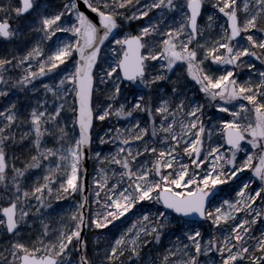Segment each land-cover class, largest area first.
<instances>
[{"label": "snow or ice", "instance_id": "obj_1", "mask_svg": "<svg viewBox=\"0 0 264 264\" xmlns=\"http://www.w3.org/2000/svg\"><path fill=\"white\" fill-rule=\"evenodd\" d=\"M0 264H264V0H0Z\"/></svg>", "mask_w": 264, "mask_h": 264}, {"label": "rangeland", "instance_id": "obj_2", "mask_svg": "<svg viewBox=\"0 0 264 264\" xmlns=\"http://www.w3.org/2000/svg\"><path fill=\"white\" fill-rule=\"evenodd\" d=\"M207 3H208V8L211 10L212 8V5L214 3V0H207ZM252 60L256 63L257 67L260 66V62L259 61H255V58H252ZM238 71H240L241 73H243V76L241 77V79H244L247 77V75L249 74L250 70L247 69L245 66H241ZM216 114L217 115H220V110H215ZM211 114V112L209 113ZM224 115H227V114H224ZM121 119H124V118H121ZM125 122H127L125 120ZM111 126V123L109 124H98L96 129L94 130V138L96 136H103L105 131H107V128ZM247 143V142H245ZM251 150V149H249ZM93 151H101L103 153H108L109 151H114V148L111 144H104V145H100L98 141H96L94 139V148H93ZM238 158L239 159H243V155L242 154H238ZM102 165L98 162H94L93 159L90 158V169H89V173H90V187L92 186V179L93 177L95 176V171H94V168L98 170L99 167H101ZM254 175L251 170L249 169H245L242 171V173H239L237 178H235L236 180V183H239L241 180H245L247 179L248 177ZM258 180V178H256ZM229 183V186H233L232 185V182H228ZM89 187V188H90ZM219 188V187H218ZM217 188V189H218ZM220 189V188H219ZM225 192H227V189H225ZM90 194V193H89ZM228 196H231V193H228ZM74 197V199H73ZM73 197H66L65 199L67 200V203H62V207L64 209H69L70 207L73 206V203H74V200L78 201L81 199V197L79 195H76V194H73Z\"/></svg>", "mask_w": 264, "mask_h": 264}, {"label": "water", "instance_id": "obj_3", "mask_svg": "<svg viewBox=\"0 0 264 264\" xmlns=\"http://www.w3.org/2000/svg\"><path fill=\"white\" fill-rule=\"evenodd\" d=\"M85 165L88 168L87 183H88V186L90 187V184H89L90 183V173H89V169H90V158L86 159ZM216 191L218 192L219 189H217Z\"/></svg>", "mask_w": 264, "mask_h": 264}, {"label": "trees", "instance_id": "obj_4", "mask_svg": "<svg viewBox=\"0 0 264 264\" xmlns=\"http://www.w3.org/2000/svg\"><path fill=\"white\" fill-rule=\"evenodd\" d=\"M89 237L91 238V233H89Z\"/></svg>", "mask_w": 264, "mask_h": 264}]
</instances>
